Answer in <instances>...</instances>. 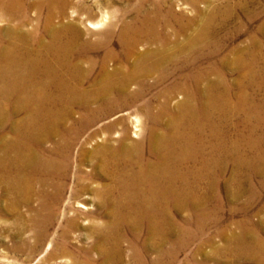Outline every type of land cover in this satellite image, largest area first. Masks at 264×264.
<instances>
[{"label": "bare ground", "instance_id": "obj_1", "mask_svg": "<svg viewBox=\"0 0 264 264\" xmlns=\"http://www.w3.org/2000/svg\"><path fill=\"white\" fill-rule=\"evenodd\" d=\"M0 200L10 264H264V0H0Z\"/></svg>", "mask_w": 264, "mask_h": 264}, {"label": "rangeland", "instance_id": "obj_2", "mask_svg": "<svg viewBox=\"0 0 264 264\" xmlns=\"http://www.w3.org/2000/svg\"><path fill=\"white\" fill-rule=\"evenodd\" d=\"M122 1H124V0H122ZM119 16H121V14L119 13ZM258 22H259V20H256V21H254V22H252V23H250L249 25H248V30H250V29H255V26H256V24H258ZM244 33V34H243ZM246 33L247 32H245V30H243L242 32H241V34H240V38H239V40H243V38L245 39L246 38ZM244 36V37H243ZM233 204V203H232ZM237 204V203H236ZM259 205L260 204H257L256 205V207H254V210H256L258 207H259ZM3 205H2V201L0 200V222L1 221H3L4 222V220H11V219H13V218H11L10 216H8V215H6V213H5V211L3 210ZM2 212V213H1ZM237 216V215H236ZM238 216H240V215H238ZM255 218L256 219H258L259 218V215H257V216H255ZM5 234H3V233H0V264H10V262H9V256L8 255H11L12 253H7V249L4 247V240H2L3 239V236H4ZM5 237V236H4ZM6 238V237H5ZM6 239H10L9 238V236L6 238ZM13 240H15V238L13 237ZM10 242H12V240H10ZM210 249V247H207V250H209ZM7 253V254H6ZM4 255V256H3ZM203 257V256H202ZM209 264H215L213 261L212 262H210Z\"/></svg>", "mask_w": 264, "mask_h": 264}]
</instances>
